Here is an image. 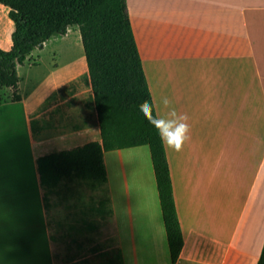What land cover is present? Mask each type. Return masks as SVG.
Masks as SVG:
<instances>
[{"label": "crops", "instance_id": "crops-1", "mask_svg": "<svg viewBox=\"0 0 264 264\" xmlns=\"http://www.w3.org/2000/svg\"><path fill=\"white\" fill-rule=\"evenodd\" d=\"M127 5L147 79H151L153 73L157 75L162 94L171 101V108L178 113L185 111L188 114L195 108L208 112L211 106H220L225 117H235L245 129L242 134L245 142L249 141L248 138L254 143L264 138V6L255 0H127ZM5 44L6 48L1 45L0 48L9 51L13 45L12 39ZM38 50L35 49L31 55ZM31 55L23 66L18 67L20 84L16 92L21 96V102L12 101L15 93L12 89L8 98L10 106L22 108L23 119L27 123L30 165L17 178L0 175V192L21 191L28 193L27 198L30 194V207L35 208L42 232L49 240H96L102 230L99 228L98 205L90 195L88 199L79 198L85 194L83 188L88 185L79 181H62L55 189L46 191L42 187L37 168V161L41 157L101 141L97 111L92 88L87 84L85 65L78 63V91H69L65 95L63 89L67 84L64 79L47 86L23 78V67H36L32 65ZM177 80L182 82L177 84ZM151 85L149 83L157 110ZM3 103L2 99L0 107ZM206 122L203 127L204 137L206 129H211L209 122ZM188 123L192 127L189 120ZM250 128L257 131L252 133L248 131ZM112 154L108 152L104 156L108 173V182L104 186L107 188L110 206L106 216V232L118 241L124 264H127V250L131 245L128 241L154 240L158 246L162 241V246H166L169 252L163 218H157L151 209V201H147L149 210L143 218L145 222L142 220L144 224L140 228L135 226L136 215L130 210L137 203L132 198L126 200L124 188L114 181L108 164ZM184 157L186 160V155ZM170 169L185 239L182 254L176 264H228V250L230 253L229 247L233 243L219 262L211 261L206 256L215 247L210 248L208 244L210 221L204 210L205 205H209L214 228L220 230L221 196L224 197L221 195L220 179H217L215 173L210 177L211 174L207 172L203 171L201 175V172L191 167L184 170L179 166L177 173L180 172L182 177L183 197L181 212L171 163ZM202 176L204 178L200 179ZM259 179L257 176L253 189ZM154 180L152 191L155 192L156 186L157 195L155 177ZM205 193L207 197H204ZM251 198L246 202L247 210ZM13 205L14 202L10 207L18 208ZM260 214L263 218L264 209L260 210ZM252 231L255 235L260 232L256 226L252 227ZM244 239L238 248L253 252V242ZM213 244L216 245L217 241ZM141 247L147 246L142 243ZM168 264H171L170 254Z\"/></svg>", "mask_w": 264, "mask_h": 264}, {"label": "rangeland", "instance_id": "rangeland-1", "mask_svg": "<svg viewBox=\"0 0 264 264\" xmlns=\"http://www.w3.org/2000/svg\"><path fill=\"white\" fill-rule=\"evenodd\" d=\"M255 1L264 6V0ZM8 13V9L0 6V45L3 48H6L5 43L9 39L11 41L14 29ZM31 62L36 67H23L21 70L23 78L36 80L47 86L64 79L67 84L63 89L65 95L69 91H78V63H82L85 65L87 84L91 87L77 26L71 27L66 36H54L46 43L43 50H38L33 56L31 55ZM148 80L154 90L157 113L164 116L168 111L162 104L164 96L160 80L154 73ZM180 82L177 80V84ZM0 95L4 100L0 107V175H9L14 179L29 168L30 136L27 123L23 119L22 108L10 106L11 101H8V98L11 96V90L0 89ZM210 108L208 112L200 111L198 108L188 114L185 111L181 112L186 113L189 122L192 123L191 139L188 141L190 144L187 142L181 152L168 150L169 160L174 170L173 177L178 191L180 210L183 197L181 196L182 177L180 172L177 173L179 166L184 170L191 167L201 172V175L203 171L207 172L211 174L210 177H213L215 173L217 179H220L221 195L224 197L221 196L220 230H215L211 210L206 204L207 200L205 203L204 212L206 211V217L210 221L207 231L208 244L210 248L215 247L206 256L211 261L219 262L229 245L233 243L232 247H229L230 253L228 250V264H258L259 254L264 244V217L262 218L260 214V210L264 209V138L256 143L248 138L249 141L245 142L242 138L245 129L235 117L233 119L229 116L225 117L220 106ZM204 121L211 125L210 131H208L209 127L206 129L205 137L202 136ZM259 127H261L260 121ZM248 131L253 133L257 130L250 128ZM255 137L254 135L253 138ZM202 145L204 152L201 151ZM185 150L188 151V155ZM112 155L108 158V164L114 181L124 188L126 200L132 198L137 203L136 207L130 210L136 215L135 226L140 228L145 222L143 218L149 210L147 201L152 202L151 209L157 218L162 217L156 186H154L155 192L152 191L155 176L149 148L121 150L113 152ZM185 155L186 160H184ZM257 176L260 179L253 189ZM183 178L185 179L186 176ZM202 178L204 177H200ZM203 189L206 190L205 187ZM90 191L89 187L85 186L83 188L85 194L80 195L79 198L88 199L90 195L98 205L99 228L102 230L98 239L92 241L49 240L42 232V225L35 208L30 207V201H32L30 194L27 198L28 193L21 191L0 192V211L2 212L0 213V237H2L0 264H109L110 259L116 257L121 251L118 241L106 232V216L110 209L107 188L102 186L92 194H89ZM250 196L252 198L247 210L245 205ZM204 197H207L206 193ZM104 201V205L100 204ZM12 202H14L13 206L18 208H11ZM202 203L204 205V201ZM253 226L260 230L256 235L252 231ZM244 238L255 245L253 252H245L238 248L241 240H245ZM216 241L217 244H213ZM128 242H131V245L127 250L129 254L126 257L127 264L169 263L168 248L162 246V241L159 246L154 240L147 239ZM142 243L148 248H142Z\"/></svg>", "mask_w": 264, "mask_h": 264}, {"label": "trees", "instance_id": "trees-1", "mask_svg": "<svg viewBox=\"0 0 264 264\" xmlns=\"http://www.w3.org/2000/svg\"><path fill=\"white\" fill-rule=\"evenodd\" d=\"M0 6L8 9L14 28L12 48L9 51L0 48V89L14 90V103L21 102L16 92L20 84L18 67L54 36H66L73 26L80 31L101 141L39 158L37 168L42 187L50 191L62 181H79L96 191L108 182L105 153L148 147L170 261L176 264L185 239L167 150L139 110V105L149 100L153 115L158 114L127 0H0ZM45 202L47 207V197ZM109 264H124L122 254L110 259ZM258 264H264V245Z\"/></svg>", "mask_w": 264, "mask_h": 264}, {"label": "clouds", "instance_id": "clouds-1", "mask_svg": "<svg viewBox=\"0 0 264 264\" xmlns=\"http://www.w3.org/2000/svg\"><path fill=\"white\" fill-rule=\"evenodd\" d=\"M162 104L169 109L164 116L153 115V105L149 100H144L139 105V110L155 129L162 146L166 150L181 152L184 145L191 139L189 117L186 113H178L171 108V101L167 97L162 99Z\"/></svg>", "mask_w": 264, "mask_h": 264}]
</instances>
